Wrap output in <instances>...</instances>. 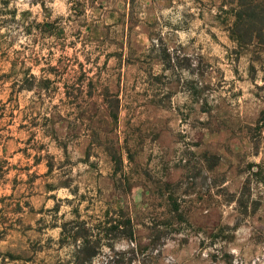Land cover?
I'll return each instance as SVG.
<instances>
[{
  "label": "rangeland",
  "instance_id": "rangeland-1",
  "mask_svg": "<svg viewBox=\"0 0 264 264\" xmlns=\"http://www.w3.org/2000/svg\"><path fill=\"white\" fill-rule=\"evenodd\" d=\"M78 2L0 0V264H77L71 220L84 264H264V40L223 0Z\"/></svg>",
  "mask_w": 264,
  "mask_h": 264
},
{
  "label": "trees",
  "instance_id": "trees-1",
  "mask_svg": "<svg viewBox=\"0 0 264 264\" xmlns=\"http://www.w3.org/2000/svg\"><path fill=\"white\" fill-rule=\"evenodd\" d=\"M76 1L80 3L78 2L80 0H74V2ZM223 4L229 6L227 11V30L231 40L240 47H246L253 44L255 41L264 40V0H223ZM118 105L119 101L117 103V106ZM111 115L114 119H117L118 115L116 110L113 112L111 111ZM111 156L114 163V174L117 175L120 171H123V160L121 155H118L117 152H114ZM120 180L129 184V178L125 172ZM166 185L168 186L170 184L168 183ZM169 192L168 201L171 203L172 210L178 211L180 208V200L175 192ZM77 211L78 210H76V212ZM77 216L79 217V215ZM181 216L182 215L179 214V217ZM109 223L110 227L105 230L107 236L112 232H117L119 238L135 240V225L132 216L126 215L123 212L117 218H111ZM176 223L178 222L171 221L169 224L175 225ZM84 224V221L79 222L76 220H71L62 224L60 243L66 241L75 244L76 253L74 258L77 264L89 262L95 253V250H92L94 247L91 246L93 234H89V229L86 228ZM101 240V237L97 238L95 243L98 244Z\"/></svg>",
  "mask_w": 264,
  "mask_h": 264
}]
</instances>
